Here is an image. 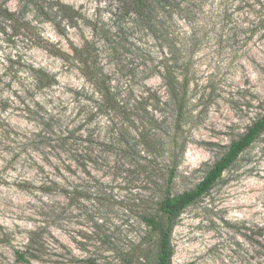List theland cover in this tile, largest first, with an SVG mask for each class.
<instances>
[{
    "label": "rangeland",
    "instance_id": "obj_1",
    "mask_svg": "<svg viewBox=\"0 0 264 264\" xmlns=\"http://www.w3.org/2000/svg\"><path fill=\"white\" fill-rule=\"evenodd\" d=\"M223 1L196 47L178 42V102L147 77L156 39H105L118 0H0V264H156L142 217L264 114V0ZM172 245V264H264V131L178 215Z\"/></svg>",
    "mask_w": 264,
    "mask_h": 264
},
{
    "label": "trees",
    "instance_id": "obj_2",
    "mask_svg": "<svg viewBox=\"0 0 264 264\" xmlns=\"http://www.w3.org/2000/svg\"><path fill=\"white\" fill-rule=\"evenodd\" d=\"M119 10L118 21L114 27V34L109 31L104 35L113 45L112 50L117 51L121 47L130 45L129 33L146 32L159 42L161 55L152 61V70L147 77L159 74L172 99L180 102L184 91L180 87L179 73L177 72L180 47H196L197 27L208 14L215 15L219 12L221 3L215 5L212 0H118ZM208 5H212L209 9ZM63 6L57 10L62 12ZM10 13L7 8L2 9ZM186 23L190 32L177 31L178 26ZM113 35V36H112ZM139 39V38H138ZM184 40L180 47L178 42ZM183 47V48H184ZM154 60V59H153ZM171 63L169 64V62ZM187 66L188 63H185ZM37 82L41 87H50L56 83L55 75L44 68L36 70ZM182 96V97H181ZM180 108V107H179ZM264 131V114H262L247 131L238 139L234 140L219 158L207 171L202 180L193 188L181 193L172 194L167 190L166 195L158 203L157 214H147L142 217L143 222L152 232L160 236L159 252L156 264H172L174 247L172 245V232L178 215L191 203L197 201L207 193L214 184L221 178L224 171L229 168L248 148L256 138ZM172 180L170 176L169 181ZM161 214V216H160ZM20 258H24L22 253Z\"/></svg>",
    "mask_w": 264,
    "mask_h": 264
}]
</instances>
